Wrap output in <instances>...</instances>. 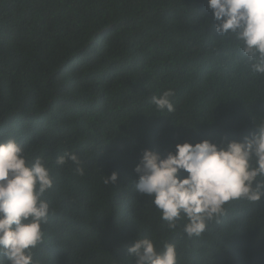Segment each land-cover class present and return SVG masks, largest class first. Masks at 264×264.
<instances>
[{
    "label": "trees",
    "instance_id": "obj_1",
    "mask_svg": "<svg viewBox=\"0 0 264 264\" xmlns=\"http://www.w3.org/2000/svg\"><path fill=\"white\" fill-rule=\"evenodd\" d=\"M212 15L207 0H0V140L52 162L75 153L85 170L53 168L37 264H134L140 234L175 243L179 264H264V199L188 240L134 191L145 149L242 140L264 119V81L218 43ZM168 89L173 113L151 103Z\"/></svg>",
    "mask_w": 264,
    "mask_h": 264
},
{
    "label": "clouds",
    "instance_id": "obj_2",
    "mask_svg": "<svg viewBox=\"0 0 264 264\" xmlns=\"http://www.w3.org/2000/svg\"><path fill=\"white\" fill-rule=\"evenodd\" d=\"M224 45L249 77L264 81V0H207ZM208 24L210 22H207ZM172 89L153 95L158 111L173 113ZM242 140L177 143L165 155L145 149L134 172V191L151 197L150 205L170 233L181 229L188 240L221 223L236 203L259 205L264 199V119ZM71 162L85 175L79 156L58 155L54 162L29 150L14 136L0 140V264H37L34 250L44 243L55 215L54 167ZM118 173L103 175L114 185ZM134 264H179L178 249L168 239L139 235L127 248Z\"/></svg>",
    "mask_w": 264,
    "mask_h": 264
}]
</instances>
